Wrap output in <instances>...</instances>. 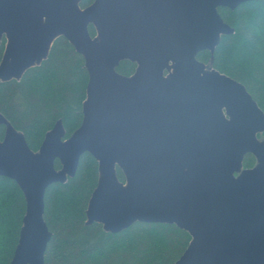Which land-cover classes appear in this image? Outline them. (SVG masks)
Here are the masks:
<instances>
[{
    "label": "water",
    "instance_id": "obj_1",
    "mask_svg": "<svg viewBox=\"0 0 264 264\" xmlns=\"http://www.w3.org/2000/svg\"><path fill=\"white\" fill-rule=\"evenodd\" d=\"M247 1L0 0V81L41 64L60 36L89 73L81 125L65 138L59 119L37 152L0 112V176L26 199L10 264H45L47 188L75 176L86 152L100 174L88 224L112 233L176 224L192 239L173 264H264V111L242 82L198 58L235 32L219 7ZM124 60L137 63L130 76L117 70Z\"/></svg>",
    "mask_w": 264,
    "mask_h": 264
},
{
    "label": "trees",
    "instance_id": "obj_2",
    "mask_svg": "<svg viewBox=\"0 0 264 264\" xmlns=\"http://www.w3.org/2000/svg\"><path fill=\"white\" fill-rule=\"evenodd\" d=\"M93 1L82 0L81 6L87 7ZM219 12L235 32L222 35L214 53L201 51L198 58L242 82L264 111V0L247 1L234 10L219 7ZM90 31L96 35L93 26ZM5 42L3 37L0 61ZM136 67V63L124 60L117 70L130 76ZM88 81L85 58L65 36H60L41 64L29 68L20 79L0 81V112L24 133L30 148L37 152L59 119L66 129L65 138L81 125ZM256 162L255 156L248 154L244 167H253ZM55 165L61 168L59 160ZM117 174L125 181L120 167ZM99 176L98 161L86 152L75 176L47 188L44 218L52 237L45 264L175 263L192 239L188 231L176 224L138 221L112 233L101 223L86 222L89 200ZM25 213L26 199L18 183L0 176V264L11 263Z\"/></svg>",
    "mask_w": 264,
    "mask_h": 264
},
{
    "label": "flooded vegetation",
    "instance_id": "obj_3",
    "mask_svg": "<svg viewBox=\"0 0 264 264\" xmlns=\"http://www.w3.org/2000/svg\"><path fill=\"white\" fill-rule=\"evenodd\" d=\"M93 2H94V1H93ZM93 2H92V3H93ZM92 3H91V4H92ZM88 6H89V5H88ZM91 26H93V25H90V27H91ZM93 27H94V26H93ZM94 28H95V27H94ZM90 32H91V31H90ZM134 63H135V62H134ZM136 64H137V63H136ZM118 67H119V66H118ZM166 74H167V72H166ZM1 126H2V125H1ZM3 132H4V126H3Z\"/></svg>",
    "mask_w": 264,
    "mask_h": 264
},
{
    "label": "rangeland",
    "instance_id": "obj_4",
    "mask_svg": "<svg viewBox=\"0 0 264 264\" xmlns=\"http://www.w3.org/2000/svg\"><path fill=\"white\" fill-rule=\"evenodd\" d=\"M264 138V135L262 134V135H260V139H263Z\"/></svg>",
    "mask_w": 264,
    "mask_h": 264
}]
</instances>
